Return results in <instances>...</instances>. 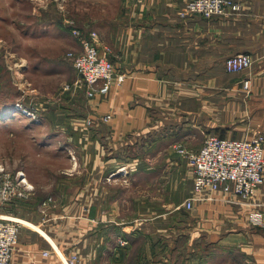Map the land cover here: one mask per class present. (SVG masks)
<instances>
[{"label":"crops","instance_id":"obj_1","mask_svg":"<svg viewBox=\"0 0 264 264\" xmlns=\"http://www.w3.org/2000/svg\"><path fill=\"white\" fill-rule=\"evenodd\" d=\"M237 1L204 18L181 16L184 0H97L73 18L125 78L63 119L76 128V188L19 224L11 264H264V167L246 199L195 191L174 149L264 132V0ZM64 26L37 28L80 51ZM243 52L251 65L226 71L225 57Z\"/></svg>","mask_w":264,"mask_h":264},{"label":"rangeland","instance_id":"obj_2","mask_svg":"<svg viewBox=\"0 0 264 264\" xmlns=\"http://www.w3.org/2000/svg\"><path fill=\"white\" fill-rule=\"evenodd\" d=\"M95 4L0 0V219L19 224L36 219L76 188L68 179L78 160L76 128L63 119L80 114L78 107L88 98L82 86L63 89L76 76L66 56L70 49L37 27L61 23L73 36V18L95 10L90 8ZM19 173L23 182L16 185ZM5 181L13 187L3 194Z\"/></svg>","mask_w":264,"mask_h":264},{"label":"built area","instance_id":"obj_3","mask_svg":"<svg viewBox=\"0 0 264 264\" xmlns=\"http://www.w3.org/2000/svg\"><path fill=\"white\" fill-rule=\"evenodd\" d=\"M237 0H184L181 16L197 14L204 18L221 16L232 10H238ZM73 37L80 43V51L69 50L66 56L77 73V78L71 84H65L63 89L75 87L84 89L85 96L92 99L96 94H105L112 82L120 83L125 78L123 72H115L113 62L108 58L107 47L101 49L97 33L94 30L82 31L71 27ZM252 63L249 53H236L225 57L223 64L226 71H241ZM242 87L249 91V80L244 79ZM19 108V107H18ZM26 112H29L26 109ZM110 118V113H104L103 121ZM90 122V121H88ZM264 132L256 133L249 138H225L215 135L207 136L196 150H190L181 144H175L174 149L187 159L192 170V187L195 191L203 188L233 193L242 199L250 197L262 179ZM17 174L16 185L23 179ZM113 175V173H110ZM25 183V181H24ZM11 181H5L1 192L9 193L13 187ZM25 188V187H23ZM2 194V195H3ZM18 194H21L18 192ZM6 196V195H3ZM51 198L42 201L45 204ZM191 200L185 201V207H190ZM264 224V221L262 222ZM19 223L11 219H0V264H11V254L17 242ZM125 244L124 240L119 241ZM45 253V252H44ZM74 256L69 258L72 263Z\"/></svg>","mask_w":264,"mask_h":264},{"label":"bare ground","instance_id":"obj_4","mask_svg":"<svg viewBox=\"0 0 264 264\" xmlns=\"http://www.w3.org/2000/svg\"><path fill=\"white\" fill-rule=\"evenodd\" d=\"M18 107V106H17ZM17 109H20V108H17Z\"/></svg>","mask_w":264,"mask_h":264}]
</instances>
